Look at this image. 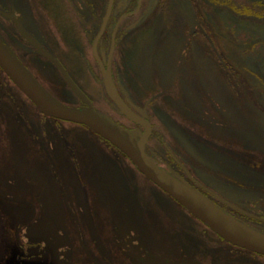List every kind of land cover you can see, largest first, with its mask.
<instances>
[{"label": "flooded vegetation", "instance_id": "obj_1", "mask_svg": "<svg viewBox=\"0 0 264 264\" xmlns=\"http://www.w3.org/2000/svg\"><path fill=\"white\" fill-rule=\"evenodd\" d=\"M208 1L226 7L223 25L254 83L264 88V46L241 20L261 19L264 0ZM163 11L165 0H0V37L56 98L80 107L85 96L98 112L147 134L146 154L155 163L264 231L261 164L226 156L215 160L208 157L213 154L208 143L199 147L196 130L158 126L154 117L167 118L169 111L156 110V95L137 92L130 75L120 73L131 66V44L148 33L151 15ZM206 42L213 47L212 40ZM104 75H111L122 108L112 100ZM242 79V72L231 68L224 78ZM86 82L96 94L87 92ZM68 124L73 123L41 114L0 67V194L14 201L0 200L20 212L15 223H7L0 264H220L218 252L225 245L238 249L108 141ZM257 128L264 133V114ZM82 133L93 144L87 145Z\"/></svg>", "mask_w": 264, "mask_h": 264}, {"label": "rangeland", "instance_id": "obj_2", "mask_svg": "<svg viewBox=\"0 0 264 264\" xmlns=\"http://www.w3.org/2000/svg\"><path fill=\"white\" fill-rule=\"evenodd\" d=\"M225 10L226 7L208 0H165V11L151 15L148 33L136 37L131 44L132 52L127 55L131 66L123 67L120 73L127 79L130 75L137 92L156 95V110L169 111L167 118L154 117L158 126L196 130L199 147L208 143L212 150L213 154L208 157L257 162L264 173V133L257 128L264 114V88L256 85L245 69L238 44L223 25ZM230 17L228 14L229 20ZM241 20L245 21L246 31L257 35L258 42L264 46V16L252 18L250 22ZM201 34L205 39L196 38ZM206 39L212 40L213 47H209ZM229 68L240 70L243 79L225 81ZM85 87L87 92L97 93L88 82ZM23 110L30 115L26 105ZM85 131L90 133L88 129ZM87 134L82 133L86 144H93ZM0 211L1 218L11 225L20 215L16 204L2 200ZM150 212H155L154 206ZM3 223L0 219V245L8 235ZM225 247L218 252L220 264H264L263 256L229 245ZM3 254L0 251V260Z\"/></svg>", "mask_w": 264, "mask_h": 264}, {"label": "water", "instance_id": "obj_3", "mask_svg": "<svg viewBox=\"0 0 264 264\" xmlns=\"http://www.w3.org/2000/svg\"><path fill=\"white\" fill-rule=\"evenodd\" d=\"M0 67L32 100L41 113L92 129L125 153L144 175L197 219L209 226L218 236L235 246L264 256V232L232 217L189 184L152 162L145 154L146 136L142 137L140 133L126 130L114 123L108 117L96 112L89 102H86V107L80 108L69 107L60 102L33 77L1 38ZM104 78L110 96L118 102L111 77L105 75ZM123 111L128 113L125 108ZM0 197L13 200L2 195Z\"/></svg>", "mask_w": 264, "mask_h": 264}]
</instances>
